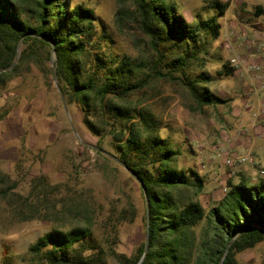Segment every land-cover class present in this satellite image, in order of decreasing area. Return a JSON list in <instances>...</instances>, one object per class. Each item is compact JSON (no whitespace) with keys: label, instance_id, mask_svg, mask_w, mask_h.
<instances>
[{"label":"trees","instance_id":"16d2710c","mask_svg":"<svg viewBox=\"0 0 264 264\" xmlns=\"http://www.w3.org/2000/svg\"><path fill=\"white\" fill-rule=\"evenodd\" d=\"M115 1L118 32L127 34L135 26L144 36L141 41L132 35L137 47L145 45L139 57L114 51L109 32L99 34L94 9L73 5L72 0H0V93L24 69L35 65L44 70L54 56L55 71L52 64L50 73L66 105L80 107L83 124L93 136L113 137L119 161L148 200L145 240L135 255H118L119 264H138L146 245L142 264H220L226 251L222 264H238V254L264 242V178L254 184L248 174H241L237 182L229 180L224 197L206 212L198 200L203 177L178 169L180 151L160 136L161 119L144 100L132 99L155 81H167L179 86L198 111L226 104L211 93L209 75L188 74L208 55L202 36L218 38L222 25L216 18L190 23L175 0ZM229 7L220 0L209 5L218 18ZM263 12L257 7L255 14ZM18 55L17 64L1 72L12 67ZM224 67L232 72L229 63ZM91 236L87 227L47 233L30 247L32 260L108 264L102 249L83 255L99 248L88 243Z\"/></svg>","mask_w":264,"mask_h":264},{"label":"rangeland","instance_id":"374dc122","mask_svg":"<svg viewBox=\"0 0 264 264\" xmlns=\"http://www.w3.org/2000/svg\"><path fill=\"white\" fill-rule=\"evenodd\" d=\"M175 1L190 23L216 18L222 25L218 38L202 36L208 55L204 64H194L188 74L209 75L211 93L227 103L198 111L179 86L167 81H155L132 99L144 100V106L161 119L160 136L180 151L178 169L186 173L194 170L203 177L204 187L198 200L209 212L225 195L229 180L235 178L236 182L241 174H248L242 167L230 169L220 158L214 160L212 148L221 145L234 149L229 143L232 139L225 140L222 134L225 130L233 133L229 124L233 103L256 99L224 67L229 60L223 48L225 29L238 35L247 32L252 36L253 31L260 35L264 32V12L259 17L255 12L257 7L264 11V0H220L231 6L229 14L226 12L222 18L209 9L213 0ZM72 3L95 10L99 34L109 32L115 52L140 56L145 45L137 47L132 35L141 41L144 36L135 26L127 29V34L118 32L115 0ZM237 18L240 23L231 28L232 20L238 21ZM51 69V61L44 70L32 65L9 81L0 93V264H34L30 247L40 237L52 231L84 227L92 233L88 243L98 244L99 248L83 255L102 249L108 264H119L118 255H135L145 240L143 190L119 161L113 137L93 136L83 124L78 105H67L65 110ZM253 153L261 162L259 154ZM216 165L220 172L216 173ZM250 169L248 175L254 184L256 167ZM13 185L15 188L10 190ZM201 228L198 226L196 231ZM236 260L238 264H264V242L238 254Z\"/></svg>","mask_w":264,"mask_h":264},{"label":"built area","instance_id":"2783aa9c","mask_svg":"<svg viewBox=\"0 0 264 264\" xmlns=\"http://www.w3.org/2000/svg\"><path fill=\"white\" fill-rule=\"evenodd\" d=\"M225 37L223 48L229 55L228 63L234 78L246 90L249 88L253 92L251 95L259 99L254 113L255 128L262 126L263 130L249 133L242 128L231 135L227 130L223 131L225 140L238 141V144L243 146L247 152L239 153L234 149L215 145L212 148V158L214 160L220 158L222 164L228 168L256 167L257 177L254 179L256 183L258 179L264 178V164L253 153L255 138H264V32L258 35L253 31L252 36L247 32H243L242 35L228 32ZM240 47H245V50H240ZM198 146L201 147V145Z\"/></svg>","mask_w":264,"mask_h":264},{"label":"crops","instance_id":"0c3cea01","mask_svg":"<svg viewBox=\"0 0 264 264\" xmlns=\"http://www.w3.org/2000/svg\"><path fill=\"white\" fill-rule=\"evenodd\" d=\"M252 1L253 2H260L259 0H252ZM230 9H231V6L229 7V9L227 11V15L229 14ZM181 14L184 15V13H181ZM185 18H186V16H185ZM187 21H188V19H187ZM239 23H240L239 19H238V21H235L233 19L231 22V28L235 29L236 24H239ZM228 29H225L226 35H228ZM258 102H259V99H241L240 101H236L233 103L235 106L234 112L232 113L233 119H231V123L229 122L230 126L232 124V127L230 128L233 132L232 134L236 133V131H239L242 128H244L249 133H254V132L257 133V131L259 132L260 130L261 131L263 130L262 126H261L262 128L261 127L255 128L254 113H255L256 104ZM251 116H252V118L250 119ZM229 143H230V145L233 146L234 149L238 150L239 153H242V152L246 153L247 152V150L244 149L243 146H240L238 144V141H230ZM253 150H254L253 152H256L257 154H259L261 163L264 162V138L263 137L262 138L261 137L255 138ZM206 154H208V153H206ZM250 167H252V166L242 167L244 169V173H248L250 175V172H251ZM214 169H215L216 173L220 172L219 165H216ZM233 174H234V172L232 173V175ZM234 180H235V178H234ZM252 181H253V179H252Z\"/></svg>","mask_w":264,"mask_h":264},{"label":"water","instance_id":"95a60500","mask_svg":"<svg viewBox=\"0 0 264 264\" xmlns=\"http://www.w3.org/2000/svg\"><path fill=\"white\" fill-rule=\"evenodd\" d=\"M20 51H21V49H19V52H18L19 54H20ZM54 59H55L54 56H52L51 62H52V64H53V68H54V71H55ZM18 60H19V55H18V57L16 58V60H15V62H14V64H13L12 67H10V68H8V69L1 70V72L10 71V70H11V69L17 64ZM55 84H56L57 87H58V84H57V81H56V80H55ZM59 93H60V96H61V98H62V101H63L64 107H65V110H67V105H66V103H65V100H64V98H63L62 93H61L60 90H59ZM126 169H127V168H126ZM127 170H128V169H127ZM143 193H145V198H146V203H147V209H148V200H147L146 192L143 190ZM147 253H148V246L146 245V249H145V251H144V254H143V256H142V258L140 259V261H139L138 264H142V263H143V260L145 259ZM226 253H227V251H226ZM226 253H225V255H224V257H223V259H222V261H221L220 264L223 263V261H224V259H225V256H226Z\"/></svg>","mask_w":264,"mask_h":264}]
</instances>
